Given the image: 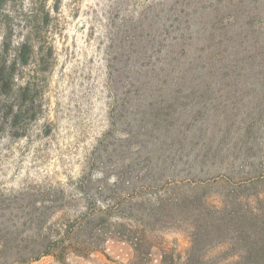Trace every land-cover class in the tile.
<instances>
[{"label":"rangeland","instance_id":"1","mask_svg":"<svg viewBox=\"0 0 264 264\" xmlns=\"http://www.w3.org/2000/svg\"><path fill=\"white\" fill-rule=\"evenodd\" d=\"M171 1L0 0V61L7 62V74L12 77L11 87L0 89L1 208L6 210L12 205L19 215L25 205L44 202L46 208L39 220L45 221L42 223L47 232H56V223H67L87 208L100 206L97 197L89 195L88 200L84 199L82 182L97 179L103 172L111 184L120 175L119 156L109 159L106 154L116 148L119 154L124 149L120 144L128 138L132 151L136 143L148 139L136 126L143 113L153 107L148 104L155 102L156 111L162 109L161 103L177 102L171 86L164 82L166 76L158 73L170 58L166 56L164 60V54L155 51L158 46L165 53L174 48ZM142 13L146 14L144 20H140ZM139 46L147 47V57L142 59V53H133L137 58L125 62L127 51ZM118 53L123 55L116 58ZM139 66L142 71L149 69L154 77L147 80L137 76L142 75L137 71ZM131 76L135 77L133 81ZM132 82L134 86L130 87ZM152 86L162 89L150 90ZM227 92L214 93L209 103L219 109H238L244 115L247 104L261 97L243 90ZM178 103L182 108L189 107L185 97ZM238 133L237 125L231 126L232 141H236ZM255 136L264 143V124ZM232 141L228 140L226 146ZM260 161L253 158L247 164L259 168ZM181 168L183 173H174L178 182L187 178V167ZM250 170L249 166L239 170L236 178H246ZM213 174L204 172L201 176L213 178ZM212 182L208 179L206 184ZM169 183L162 179L158 187L130 195L142 199L163 195L168 203L158 211L159 227L146 233L148 239L153 236L150 251L146 248L134 259L128 242L107 236L100 248L88 256L68 255L66 264H161L162 260L164 264H174V254L183 256L189 246L186 223L192 220L188 214L176 215L175 209L171 214L168 206L174 203L175 195L204 191L202 194L213 201L220 196L218 193L220 198L225 195L229 199L257 192L264 197V183L246 190L216 185L199 190L189 186L176 189L174 183L168 186ZM57 206H64V210L53 214ZM2 214L0 211L1 219L5 218ZM112 218L119 221L117 216ZM21 231L22 235L34 233L32 228ZM122 233L145 237L142 233L128 235L125 230L118 236ZM33 248L30 245L20 249L22 263L18 264H61L52 256L27 259ZM12 260L0 259V264H16Z\"/></svg>","mask_w":264,"mask_h":264},{"label":"trees","instance_id":"2","mask_svg":"<svg viewBox=\"0 0 264 264\" xmlns=\"http://www.w3.org/2000/svg\"><path fill=\"white\" fill-rule=\"evenodd\" d=\"M171 7L174 48L165 53L158 46L155 51L164 54V60L166 56L170 58L158 73L166 76L164 82L171 86L177 102L161 103L162 109L156 111L155 102L148 104L153 107L136 124L148 139L136 143V150L132 151L128 138L120 144L124 149L119 154V148L106 154L109 159L119 156L120 175L111 184L103 172L97 179L82 182L80 191L84 199L88 200L89 195L97 197L100 206L87 208L67 223H56V232H47L42 223L45 221L39 220L46 208L44 202L25 205L20 216L12 205L6 210L0 207L1 217L5 216L0 218V259L22 263L20 249L31 245L35 248L27 259L52 256L66 264L68 255L88 256L100 248L107 236L128 242L135 259L146 248L150 251L154 247L153 236L148 239L146 233L159 227L158 211L168 203L163 195L142 199L130 197L133 192L158 187L162 179L171 181L168 186L174 183L176 189L189 186L196 190L210 185L256 189L264 183V143L255 136L264 124V0H172ZM145 17L142 13L140 20ZM146 49L139 46L127 51L125 62L137 58L133 53H142L139 57L144 59ZM122 55L118 53L116 58ZM7 67V62L1 60L0 89L11 87ZM137 71L142 74L137 76L147 80L154 77L149 69L142 71L141 66ZM130 78L133 81L135 77ZM147 89L145 86L144 90ZM225 90H229L227 93L243 90L261 97L250 101L248 111L240 115L238 109H219L209 103L214 93ZM182 97L188 100L189 107L182 108L178 103ZM234 125L239 131L236 141L231 140L230 134ZM228 140L233 144L226 146ZM253 158L261 160L259 168L247 164ZM182 166L188 169L187 178L178 182L174 173H183ZM248 166L252 170L247 177L236 178V173ZM204 172L215 176L202 178ZM208 179L213 182L206 184ZM202 192L175 195L174 203L168 206L171 214L175 209L176 215L192 217L186 223L189 246L183 256L174 254V264H264V197L257 191L231 199L225 195L220 198L218 193L220 196L213 201ZM114 193L117 198L111 197ZM63 210L64 206H57L52 213ZM16 215V222L11 224ZM112 216L119 221L114 222ZM30 228L34 229L33 234L22 235L21 229ZM124 230L128 235L142 233L145 237L133 238L123 233L118 236Z\"/></svg>","mask_w":264,"mask_h":264}]
</instances>
